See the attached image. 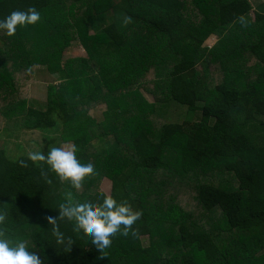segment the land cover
<instances>
[{
  "label": "trees",
  "instance_id": "obj_1",
  "mask_svg": "<svg viewBox=\"0 0 264 264\" xmlns=\"http://www.w3.org/2000/svg\"><path fill=\"white\" fill-rule=\"evenodd\" d=\"M185 5L0 0V19L30 6L41 14L12 37L0 32V138L35 130L39 151L70 142L94 167L78 190L47 172L49 184L41 167L17 163L27 154L12 156L0 145L8 234L41 264H264V2L196 0L200 17L184 14ZM250 12L251 29L243 31L240 17ZM122 14L131 17L127 24ZM240 33L251 39L249 59ZM212 35L217 41L208 48ZM72 42L85 58H63ZM42 71L51 82L40 108L22 85ZM101 103L97 120L89 110ZM101 179L110 182L109 194L90 190ZM69 192L80 201L110 195L141 216L103 250L66 221L60 228L73 242L57 244L47 218L58 216ZM213 213L206 226L202 219Z\"/></svg>",
  "mask_w": 264,
  "mask_h": 264
},
{
  "label": "clouds",
  "instance_id": "obj_2",
  "mask_svg": "<svg viewBox=\"0 0 264 264\" xmlns=\"http://www.w3.org/2000/svg\"><path fill=\"white\" fill-rule=\"evenodd\" d=\"M40 12L35 7L26 10H14L0 19V32L8 37L15 35L18 28L35 25L40 20ZM131 17L122 14V23L127 24ZM240 23L246 22L240 17ZM31 162L41 167V176L46 183H51L47 172L54 174L61 183L67 182L72 189H80L86 177L94 173L91 162H81L77 158V149L74 144L66 143L59 147H51L45 154L39 150L29 151L27 159H20L17 163L26 167ZM45 169L47 171H45ZM102 195V199L75 200L71 192L67 198L60 200L56 209L58 216L48 217L50 232L57 244L65 246L72 244L71 237L61 231V222H70L73 231H82L91 238V243L103 250L111 244V238L116 234L127 236L131 226L141 216L140 211H133L126 201H117L110 195ZM133 234L135 229H132ZM7 224V213L0 210V264H41L36 251L26 246L24 240L10 237Z\"/></svg>",
  "mask_w": 264,
  "mask_h": 264
},
{
  "label": "rangeland",
  "instance_id": "obj_3",
  "mask_svg": "<svg viewBox=\"0 0 264 264\" xmlns=\"http://www.w3.org/2000/svg\"><path fill=\"white\" fill-rule=\"evenodd\" d=\"M251 3L254 5L255 3H259V2H264V0H250ZM186 5H185V9H184V14L187 15H194V13L197 15V17H200V13L198 12V9L201 5H196V0H185ZM70 7L66 10V12H69ZM253 19V13L250 12L248 18L245 19V24L243 25L244 29L243 31H246L248 29H251L250 27V23ZM242 32V31H240ZM251 32V31H250ZM249 32V33H250ZM252 34V32H251ZM241 38L243 39V43L240 44V47L244 48V50L241 52V54L243 56L247 55V59H249V57H251V55L249 54V52L247 51L248 49L245 47L246 45H250L251 43V39L250 38H246L244 37L243 33H240ZM217 41V38L212 35L210 36L203 45H205L206 47L210 48L211 46L214 45V43ZM74 58V57H86L85 52L83 51L82 48H80V46L77 43H71L70 46H68L64 53H63V58L64 59H68V58ZM232 63L234 65H239L240 64V60L239 58L236 56ZM232 67V66H231ZM213 71L211 72L212 75L214 74L213 72L215 71L214 69H212ZM43 72V71H42ZM43 74H45V72L41 73L38 72L37 76H36V81L31 83V85H22V91L23 93H25V97L28 99L29 102L33 103L36 107H40L42 108V105L44 104V100H45V95H46V86L48 83H50V78L48 77L45 78L43 76ZM231 76L232 78H234V80H237L240 75H237L236 72H231ZM152 80H144V84L143 85H151ZM212 81L210 80V83ZM87 84V83H85ZM134 85V84H133ZM146 99L150 101V96H146ZM106 109V105L105 103H101L98 105H93L90 110H89V114L94 117L97 120H100L102 118V114ZM177 111H174L171 116V118H175L178 115L176 114ZM170 118V119H171ZM50 138L52 137L51 134L49 136ZM15 144H19L20 145V149L17 148L15 146ZM0 145H4V147L9 151V153L12 156H16L22 152H24L25 154H27L29 151H33V150H38L40 148H42L43 146V138L40 132L38 131H31V130H26L24 129L23 131L20 132H16L13 134L12 137H8L5 139L4 138H0ZM64 145L60 143V146ZM216 172H218V176L217 178H223L226 177L225 173L222 172L221 170H216ZM94 188H97L101 191H103L105 194H109L110 192V182L107 179H101L99 181V183L97 184V186H92L90 187V190L93 191ZM186 209V207L184 208ZM218 217L217 213H213V214H206V216L202 219V221L204 220L206 226H210L211 222L216 219ZM139 241L141 242L142 245H145L146 243H148V237H140L138 238ZM170 253V252H169ZM168 253V254H169Z\"/></svg>",
  "mask_w": 264,
  "mask_h": 264
}]
</instances>
